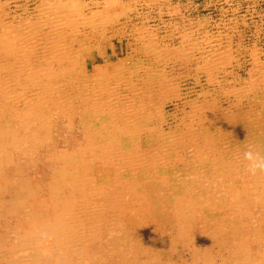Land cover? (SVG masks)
Here are the masks:
<instances>
[{
  "label": "rangeland",
  "instance_id": "374dc122",
  "mask_svg": "<svg viewBox=\"0 0 264 264\" xmlns=\"http://www.w3.org/2000/svg\"><path fill=\"white\" fill-rule=\"evenodd\" d=\"M61 10L68 27L91 18L103 37L115 33L90 42L112 55L109 72L123 54L126 65L145 59L137 90L120 93L121 109L101 124L142 132L109 146L62 112L47 134L18 122L1 131L0 264H264V173L249 174L243 159L258 143L264 153V0H0L1 84L30 91V79L7 72L17 29L47 52L71 42L66 30L54 36ZM219 165L225 179L206 172Z\"/></svg>",
  "mask_w": 264,
  "mask_h": 264
},
{
  "label": "bare ground",
  "instance_id": "6f19581e",
  "mask_svg": "<svg viewBox=\"0 0 264 264\" xmlns=\"http://www.w3.org/2000/svg\"><path fill=\"white\" fill-rule=\"evenodd\" d=\"M105 2H108V0H105ZM95 3H97V2L96 1L93 2V4H95ZM71 14H72V12H71ZM73 14H74V12H73ZM81 14H82V12H81ZM44 16H46V15H44ZM66 17H70V16H67L66 12L65 11L62 12V10H61V13L58 16V19H62L63 22L60 23L59 26H57L53 30V32H54V36H55V35H57V33L59 34L63 30H66L67 31L66 33L68 34V36L71 37V38L69 37V39H71L70 40L71 42L67 46L65 45V43L64 44L57 43V45L55 46V48L52 51L47 52L46 49H45V47H46L45 44L46 43L40 45V47L35 46V44L30 40V38L25 37V36H28V35H25V32L23 31L24 29H22V28L17 29L16 32H15L16 34L14 35V37L8 39L7 44H6V48L4 49V51H6V52L13 51L15 53V55L13 56V59L16 58V60L12 63V69H10L9 71L7 70V72H9V74H12V76H15L16 73L23 74L24 76H26V79H30L31 80V82H30L31 86H30V91H29V89L25 90V89L22 88L17 93L16 91L18 89H16V86L20 87L19 83H15L14 86L9 85V83H8V85L1 84L2 82L0 83V96L1 95L5 96L3 104H4V107H6V110L4 111V114H2L0 116V132L1 131L2 132H5V131L7 132L8 130H11L12 123L18 122V123H20V125H21V127L23 129H26V132H29V134L38 133L40 131L47 134V133H50L52 125L55 124L54 122H52V119L59 118L60 117V113L62 112V113L65 114L66 118L69 121H71L72 123H73L74 117L78 116L79 121L83 122V124L86 126L88 132H95V134L98 137L103 138L105 140V142L109 146L110 145H118V147L121 146V148H123V149L127 148L134 141H136L138 139L137 138L138 135H140V133L142 132L141 128H137L136 126H132V125H129L127 123H123V124L120 123L119 124V123L114 122V121L107 122V125L105 124V126H103V127H102L101 124L104 121L108 120V115L116 116V114L121 109L119 104H117L120 93H122L124 91L133 92V91L137 90V85L131 79H133V77L135 75H137V74L144 75V74H141L140 71H142L141 69L145 68L144 65H143V62H144L145 59H143V60L137 59V60H139V61H137L138 63H133V64L129 63V64L126 65L127 62L125 63V60L131 59L132 56L131 57H127L126 54H123L119 58V61L121 62V66L117 67L114 70V72H109V66L112 64V62L110 61V56H112V55H109V54L104 53L103 51H101L97 41L94 40V42L96 43L95 45L94 44H90V42H93V36H96L99 39H103L104 37L105 38L111 37L115 33H111L109 36H107V37L104 36L103 37V33H104L103 25H100V28H99L96 24H94V22L89 21V19H91V18H89L88 21H86V22H85V20L81 21L79 24H82V26H80V25L79 26L78 25L75 26L74 24H71L74 27L69 26V27H71V28H69L68 25L66 24L67 23L66 21L68 19L66 21L64 20V19H66ZM74 20L77 21V19H75V18H74ZM14 25H16V23L13 24V26ZM18 27H19V25H18ZM8 28H4V29H8ZM65 36H67V35H65ZM50 37L48 39H50ZM61 37H62V35H61ZM26 39H28V41H26ZM63 42H64V40H63ZM50 43H52V40H51ZM92 45H94V46L92 47ZM96 45L98 46V48H97ZM94 49L96 51L92 52V50H94ZM97 58H101L104 61V63L101 65V64H98L97 60H93V59H97ZM89 59L93 60L95 63H93L90 66V68H87L86 60H89ZM8 61H9V59H7V63H8ZM16 65H17V69L15 70L13 66H16ZM7 68L9 69V65H8ZM147 68H149V66H147ZM0 69H1V67H0ZM147 73H148V71H147ZM150 75L148 74L146 76V79H147L146 81L147 82H148V80L151 79ZM50 76H51V78H49ZM117 78H119L118 80L121 79V81L118 82V85L116 84L114 87L111 86L113 84V81H117ZM53 80H54V82H53ZM24 86L25 85H23V87ZM7 87L11 91L8 90ZM27 88H29V87H27ZM144 88H147V87H144ZM7 90H8V92H7ZM0 100H2V99L0 98ZM120 100H121V98H120ZM132 102H133V100H132ZM77 104L78 105L80 104L81 107H79ZM141 108H143V107H141ZM156 108H158V107H156ZM76 110H77V112H76ZM78 111H82V112L78 113ZM10 113H12V114H10ZM125 113H126V111H125ZM125 113H124V115H125ZM139 113H140L139 109H136V111H134L132 114L133 115H138ZM143 115H148V117H151L150 109H147V110L145 109V112L143 113ZM2 116L5 119H2ZM136 119H137V122L140 125V127L141 126H144V127L146 126L148 133L149 134L152 133L154 127H151V126H149L147 124H144L145 123L144 122L145 117L140 118L139 116H136ZM149 121H151V120H149ZM4 122H6V124H4ZM66 122H67V120H66ZM132 145H134V144H132ZM251 147L259 150L261 146L258 143L257 145H254V146H251ZM114 148H117V147H114ZM134 149H131V150H134ZM245 149H246V147H245ZM198 152H199V150H198ZM206 156H208V155L206 154ZM206 156H204V157H206ZM225 158H226V156H225ZM70 159H72V158H70ZM80 159H81V157H80ZM232 159H234V158H232ZM206 160H207V157H206ZM233 161H235V160H233ZM74 162H72V163H74ZM236 162H238V161H236ZM66 163H67V161H66ZM83 163H81V164H83ZM89 163H90V161H89ZM91 163H92V161H91ZM222 163H221V165H222ZM230 164H231L230 165L231 167L230 166L229 167L232 170L233 169L232 166L234 167V165L232 163H230ZM236 164H238V163H236ZM66 166H68V165H66ZM62 168H64V166ZM81 168H79V170H82ZM225 169H226V167L224 168V167L219 165L217 168H213V169H210V170H209V167H208L206 172L212 177H215V176L218 175L219 179H225L224 171H228L229 170V169L228 170L227 169L225 170ZM236 169H233V170H236ZM56 170H58V169H56ZM63 170L64 169H62V171ZM72 171H73V169H72ZM85 171H87V170H85ZM57 172L59 173V170L56 171V173ZM77 172H79V171H76V173ZM60 174L62 176L63 173L61 172ZM70 174H72V172ZM57 178H58V176L55 177V179H57ZM139 179H141V178H139ZM208 181H209V179H208ZM141 182H143V181H141ZM6 188L7 187H5V189ZM1 191H3V190H1ZM6 193L8 194V192H6ZM182 198H184V197H182ZM250 198H252V200H256L257 201L256 196H255V198L253 196L250 197ZM19 200L20 199H18V201ZM24 200H26V199H24ZM185 201H187L186 198H185ZM259 201H261V199ZM11 202L13 203L14 201H11ZM175 202H176V200H175ZM23 203H25V202H23ZM170 203H172V202H170ZM18 204H20V203H18ZM15 205H16V203H15ZM33 205H34V203H33ZM0 206H2V204ZM12 206H13V204H12ZM179 206H180V204H179ZM6 207H8V206H6ZM191 211H192V209H191ZM176 212H178V211H176ZM181 215H182V213H181ZM181 218H182V216H181ZM177 222H179V221H177ZM94 228H96V227H94ZM102 230H104V229H102ZM94 236H96V235H94ZM114 236H117V235H114ZM186 236H188V235H186ZM111 239L112 238H110V240ZM182 243H184V242L182 241ZM196 246L197 245H195L194 247H196ZM103 250L105 251L104 247H103ZM155 250H157V249L155 248ZM117 251H118V249H117ZM204 258H206V257H204Z\"/></svg>",
  "mask_w": 264,
  "mask_h": 264
},
{
  "label": "clouds",
  "instance_id": "9594fccd",
  "mask_svg": "<svg viewBox=\"0 0 264 264\" xmlns=\"http://www.w3.org/2000/svg\"><path fill=\"white\" fill-rule=\"evenodd\" d=\"M243 159L247 162L246 170L249 174L264 173V153L253 147H248L243 152Z\"/></svg>",
  "mask_w": 264,
  "mask_h": 264
}]
</instances>
